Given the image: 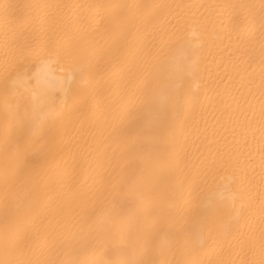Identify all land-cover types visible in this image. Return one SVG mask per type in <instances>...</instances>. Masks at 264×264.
<instances>
[{"label":"bare ground","instance_id":"obj_1","mask_svg":"<svg viewBox=\"0 0 264 264\" xmlns=\"http://www.w3.org/2000/svg\"><path fill=\"white\" fill-rule=\"evenodd\" d=\"M0 264H264V0H0Z\"/></svg>","mask_w":264,"mask_h":264}]
</instances>
